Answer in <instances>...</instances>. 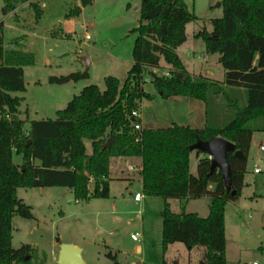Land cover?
<instances>
[{
  "label": "trees",
  "instance_id": "trees-1",
  "mask_svg": "<svg viewBox=\"0 0 264 264\" xmlns=\"http://www.w3.org/2000/svg\"><path fill=\"white\" fill-rule=\"evenodd\" d=\"M2 1L3 15L24 3L36 18L40 15L31 0ZM92 1L80 0V5L84 8ZM220 5L222 17L210 21L211 32H199L196 37L208 54L219 56L222 82L193 77L176 54L186 41V25L196 20L185 0H140V22L131 30L135 34L132 65L123 83L107 77L102 92L94 85L84 87L56 112L54 120L29 122L25 137L16 118L22 99L12 94L25 92L23 67L32 64L33 56L4 50L0 23V113L9 118L0 117V264H29L30 246L14 249L11 244L12 218H33L30 207L17 199L18 188H68L77 200L107 199L111 158H139L142 194L164 201L160 213L163 254L180 243L188 250L202 248L197 264H226L225 206L240 196L253 133L264 134V0H221ZM80 12L76 8L72 15ZM161 60L167 66L165 73L149 76L154 90L164 100L183 97L202 102L203 128L172 125L132 131L131 112L139 100L151 99L143 91V72L159 69ZM85 78L87 73H72L50 77L49 83L64 85ZM216 138L232 143L243 157L226 156L232 195L225 192L220 171H210L207 156L197 153L196 175L189 170V147L197 140ZM109 139L110 147L103 149ZM85 140L91 143L90 155ZM12 152L22 156L20 166L12 163ZM87 176L94 180L89 194ZM204 197L210 200L207 217L173 213L167 202Z\"/></svg>",
  "mask_w": 264,
  "mask_h": 264
},
{
  "label": "rangeland",
  "instance_id": "rangeland-1",
  "mask_svg": "<svg viewBox=\"0 0 264 264\" xmlns=\"http://www.w3.org/2000/svg\"><path fill=\"white\" fill-rule=\"evenodd\" d=\"M31 3L40 10L38 18L28 3L18 5L25 6L17 12L18 16L6 18L0 0L4 50L33 56L32 64L23 67L25 92L12 94L22 99L16 118L22 122L23 137L27 136L29 122L54 120L56 112L64 109L84 87L94 85L102 92L107 77L123 83L132 65L135 34L131 30L140 22L139 10L135 8L140 0H93L84 8L80 0ZM185 3L196 20L186 25V41L176 54L193 77L222 82L224 70L219 56L208 54L203 41L196 37L199 32H211L210 21L222 17L221 0H185ZM76 8H81L78 16L72 15ZM85 56L92 62L87 78L64 85L49 83L50 77L84 73L80 58ZM166 69L161 60L159 69L153 73L163 75ZM142 76L143 91L151 99L137 102L135 111L140 115L137 121L140 126L145 129H165L174 123L202 126L198 117L204 112L202 102L183 97L164 100L154 90L147 70ZM1 116L9 119L5 114L0 113ZM84 146L90 154L91 143L85 140ZM260 147L264 149V134L254 132L240 196L225 206L226 264H264V151ZM192 153L189 170L196 175L197 153ZM202 156L205 155L199 153ZM11 160L16 166L22 164V156L14 152ZM255 168L258 174H254ZM109 181L107 199L77 200L68 188H18L16 197L30 207L33 218L26 220L17 215L12 218V247L30 246L29 264H58V247L65 242L79 246L82 264L198 263L200 247L188 250L175 243L162 253L161 198L143 196L140 203H134L135 193L142 196L137 183L130 187L123 181ZM93 183L88 181V194ZM125 187H129L131 195ZM207 203L200 199L174 200L171 210L207 217ZM132 235H138V240H131Z\"/></svg>",
  "mask_w": 264,
  "mask_h": 264
},
{
  "label": "water",
  "instance_id": "water-1",
  "mask_svg": "<svg viewBox=\"0 0 264 264\" xmlns=\"http://www.w3.org/2000/svg\"><path fill=\"white\" fill-rule=\"evenodd\" d=\"M139 9V5L135 7ZM81 61L85 66L84 73L87 72L89 68V59L87 56L82 57ZM150 77H154L152 71H148ZM111 145V140L109 139L103 146V149H108ZM191 152L200 153L205 156H211L210 161V171L218 170L221 173V178L224 184L225 192L227 194H234L230 187V170L228 163L226 161V156L228 153H233V157L237 160H241L242 154L239 151H235L234 145L222 138H216L211 141L202 142L197 140L192 146L189 147ZM27 259V257L25 258ZM58 264H82L81 260V249L77 246L71 244H60L59 254H58Z\"/></svg>",
  "mask_w": 264,
  "mask_h": 264
},
{
  "label": "crops",
  "instance_id": "crops-1",
  "mask_svg": "<svg viewBox=\"0 0 264 264\" xmlns=\"http://www.w3.org/2000/svg\"><path fill=\"white\" fill-rule=\"evenodd\" d=\"M31 2H32V0H31ZM25 8V6H18L16 9H15V11L14 12H11V14L10 13H8V14H6V15H4V17H6V18H11V16H14V17H16V16H18L17 15V12L18 11H20L21 9H24ZM1 24H2V26H3V22H1ZM3 28H4V26H3ZM21 51V50H20ZM82 58V57H81ZM80 58V59H81ZM91 65H92V62H91V60H89V68L91 67ZM197 106V105H196ZM199 117V119H200V121H202L201 122V124H202V126H199L198 128L197 127H192L190 124H185V125H178L177 123H174L173 125H178V126H184V127H189V128H191V129H201V128H203L204 127V125H205V109H204V112H202V114H200V116H198ZM201 117L203 118V119H201ZM198 120V119H197ZM141 128L142 129H145V128H143L142 127V125H141ZM87 154V153H86ZM91 154V153H90ZM90 154H87V155H90ZM192 154H194V153H191L190 154V156L192 155ZM189 160H190V157H189ZM197 162H198V158H197ZM196 165H197V163H196ZM189 168H190V166H189ZM140 170H141V161H140V159L139 158H111L110 159V161H109V176H108V179L109 180H118V181H123L124 183H126L127 185H129L130 187H131V185L133 184V183H137L138 184V186H139V189L141 190V180H140ZM190 173H191V171H190ZM192 174V173H191ZM193 175V174H192ZM109 183V192H110V181L108 182ZM208 189L209 190H212L213 189V186L212 185H210L209 187H208ZM126 192H128L129 193V195H131L130 194V189H129V187H125V189H124ZM141 192H142V190H141ZM136 194V193H135ZM134 196V195H133ZM143 194H142V198H143ZM109 198V197H108ZM200 200H206L208 203V205H209V202H210V200H209V198H207V197H204V198H202V199H200ZM142 201V199L140 200V201H138V202H135L134 201V199H133V202L134 203H140ZM171 201H174V200H168L167 202H168V205H169V207H170V210H171ZM176 201V200H175ZM179 204H181V202L179 203ZM208 205H207V210H208ZM172 211V210H171ZM173 212V211H172ZM174 213V212H173ZM196 214V213H195ZM197 215V214H196ZM206 215V214H205ZM204 215V216H205ZM138 218V217H137ZM225 225V224H224ZM65 243H67V244H71V245H74V246H77V247H79L77 244H75V243H70V242H65ZM65 243H63V244H65ZM172 246V245H171ZM170 247V246H169ZM168 247V248H169ZM60 249V244H59V247H58V250ZM137 250L139 251L140 250V247H137ZM168 250V249H167ZM58 255V254H57Z\"/></svg>",
  "mask_w": 264,
  "mask_h": 264
},
{
  "label": "built area",
  "instance_id": "built-area-1",
  "mask_svg": "<svg viewBox=\"0 0 264 264\" xmlns=\"http://www.w3.org/2000/svg\"><path fill=\"white\" fill-rule=\"evenodd\" d=\"M85 39H86V40L89 39V35H88V34L85 35ZM165 75H167V74H165ZM130 117H131V119H133V121H134V122L132 123V131H133V132H138V131H140L142 128H141L140 124L137 122V121L140 119V115H139V113H138L137 111H133V112H131ZM260 151H264L263 147H260ZM207 159H208L209 161L212 160L211 156H207ZM253 172H254V174H258V173H259V170L255 168V169L253 170ZM87 177H88V181L93 180L92 177H90V176H87ZM103 180H104V179H103ZM93 181H94V180H93ZM133 199H134L135 202H138V201H140V200L142 199V196L139 195L138 193H136V194H134ZM131 240H133V241H137V240H138V235H135V236L132 235V236H131Z\"/></svg>",
  "mask_w": 264,
  "mask_h": 264
}]
</instances>
